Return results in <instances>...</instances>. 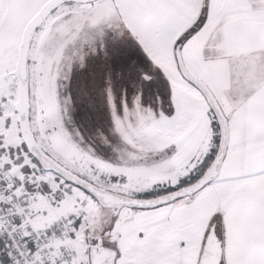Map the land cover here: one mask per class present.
Here are the masks:
<instances>
[{
	"label": "snow or ice",
	"instance_id": "snow-or-ice-1",
	"mask_svg": "<svg viewBox=\"0 0 264 264\" xmlns=\"http://www.w3.org/2000/svg\"><path fill=\"white\" fill-rule=\"evenodd\" d=\"M72 2L73 0H0V15L4 14L10 4L13 7L19 6L27 11V15L23 16L21 27L27 24L32 32L36 33L51 16L61 12L64 13L65 19L71 16ZM82 2L88 5L95 4V0H82ZM242 3L247 6L241 7ZM130 7L144 14V22L140 28L138 30L129 28L128 34L119 38L109 33L102 42L97 41L94 51H90L89 54L103 49L107 55L106 45L109 40L113 43L134 41L144 50L153 64L166 75L172 89V106L167 110L156 111L150 106L145 107L141 103L140 95H137L133 106L129 107L127 102H124L121 113L111 85L109 84L104 91H106L114 121L112 131L118 134L121 142L127 143V131L131 127L138 130L143 127L141 120L144 116L155 118L154 121H145L146 124L154 123L175 129L174 134L168 138L170 143L159 151L149 153L153 162L173 161L176 165L175 172L169 177L156 179L151 187L128 189L131 174L127 168L113 166L111 162L105 164L104 161L109 160L97 155L95 149L87 144L84 138L80 140L86 151L95 157V163L92 164L94 174L99 172V179L112 185L108 190L116 192L127 189L131 192L128 201L119 205L111 220L99 230V234L87 237L86 234L91 230L87 226L89 200L100 203L102 212L108 207L101 203L97 195L95 190L98 187L97 181L84 174H78L81 180H77L66 176L58 168L45 167V161L38 151H34L29 146L27 140H22L18 145L8 144L5 142L3 133H0V235L5 237L3 245L0 246V264H158L157 261L146 262L143 258L131 261L125 259L126 250L121 243L123 233L118 230L123 209L130 208L137 213L146 212L169 205L175 206L185 197L189 198L187 203L192 205L201 194L214 195L216 190L210 186L218 184L227 185L224 191L231 194V199L228 200L222 212H216L208 221L196 264H202L206 255L205 246L209 235L213 233L222 249L215 264H264V158L259 162L241 165L239 169H234L230 176H220V169L225 162L236 159L235 149L264 153V94L252 99L249 107L239 118L245 122L240 125L233 120L232 114L225 112L219 101L213 102L210 98L209 84L212 72L209 62L216 54L217 43L209 30L212 29L217 17H222L220 23L225 26V38L228 42L256 45L253 53H259L261 63H264V24L255 25L248 17L240 16L241 13H251L257 8L264 7V0H196L191 13L185 10L183 0H131ZM41 9L43 11L40 12V16L33 19L34 14ZM234 16L239 18L233 19ZM153 32L160 33L164 38L163 47L170 49L171 61L184 86L192 92L193 96L203 97L206 106L199 105L198 110H189L185 106L183 94L178 91L175 78L167 74V69L159 64L152 53ZM86 58L80 66L85 64ZM145 79H151V76L145 73ZM70 81L71 75L65 81L63 94L67 97L72 109L74 97L69 89ZM8 99L7 96H0V101ZM201 111L203 115H200ZM3 114L4 107L0 104V116ZM205 120L207 128L211 130L207 147L204 146L203 140L199 139ZM11 123L12 117L8 116L5 127ZM67 126L73 133L78 130L73 119ZM238 126L241 127V136L236 139L233 136V128ZM80 136H82L81 133ZM101 136L104 143H109L107 136L103 133ZM249 145H255V147L248 149ZM213 148L216 149V154L206 171L194 182L185 184L182 178L197 169ZM97 165L107 167L109 171H100ZM214 170L215 175L212 174ZM46 172L54 174V183H49L46 178L41 179ZM37 183L46 185L49 192L61 193L62 197L69 200L75 199L80 205L76 212L64 219L66 222L71 220L67 236L75 239L81 231L85 233L87 248L83 255H79L75 248L68 249L65 243H61L63 236L59 239L52 237L51 234L44 239L35 237L39 229L26 220L27 209L20 208L18 205L20 202L24 204L29 202L25 197L31 195ZM159 184L173 186V189L154 198L145 199L138 195ZM76 189H79L83 195L78 194ZM161 196L165 198L161 199ZM53 203L59 206L58 200H54ZM187 210L194 211V207ZM180 214L174 207L169 208L163 220L165 229L171 236L172 246L182 251L187 248L189 241L186 238L187 234L181 230ZM150 229L151 225H146L133 228L132 231L136 234L138 241L149 246L154 240ZM30 242L33 244L32 247L29 246ZM229 243L233 250L238 252L255 245L259 248L262 258L234 260L224 250ZM103 250H107L104 253V259L97 261L96 254L102 253ZM167 264H185V262L182 258H174Z\"/></svg>",
	"mask_w": 264,
	"mask_h": 264
},
{
	"label": "rangeland",
	"instance_id": "rangeland-1",
	"mask_svg": "<svg viewBox=\"0 0 264 264\" xmlns=\"http://www.w3.org/2000/svg\"><path fill=\"white\" fill-rule=\"evenodd\" d=\"M70 10L72 15L66 19L63 12L49 17L40 31L36 32L32 42L30 98L31 125L35 135L49 154L73 171L97 181L100 186L107 189L112 187L99 179V172L94 174L92 164L95 163V157L81 145L80 140L83 138L95 149L97 155L109 160L104 161L105 164L111 162L113 166L127 168L131 174L128 189L151 187L156 179L169 177L176 170V166L170 161L153 162L149 156L150 152L157 151L153 143L154 136L167 132V129L163 131L161 125H154L151 128V124L144 122L153 121L155 118L144 116L141 120L143 127L140 130L131 127L127 131V143L121 142L118 134L112 131L114 121L104 89L111 85L121 113L124 102L126 101L129 107L133 106L137 95H140L141 103L145 107L150 106L160 111L172 106L171 84L134 41L113 43L109 40L106 45L107 55L103 49L89 54L90 51H94L97 41L102 42L109 33L117 38L128 34V28L121 16L116 10L108 7L107 0H96L94 5L72 3ZM25 15H27L25 9L13 7L11 4L5 9L4 14L0 15V96L9 98L7 101H0L4 107V114L0 116V132L3 133L6 143L13 145H18L22 141L18 113L14 109L18 97V82L13 70L16 67L19 45L26 26L25 24L21 27ZM85 58V64L80 66ZM145 73L151 76V79H145ZM70 75L69 89L74 97L72 109L63 94L65 81ZM8 116L12 117V123L5 127ZM72 119L79 130L75 133L67 126ZM101 133L108 137L109 143H104ZM210 138L211 135L209 140ZM235 153L236 159L226 161L223 166L224 170L230 168L229 173H233V170L237 169L236 166L241 163L249 164L261 160L255 158L247 162L245 159L247 154L240 148L235 149ZM204 162L205 159L202 163ZM202 163L188 176L183 177V182L192 173L199 174ZM97 167L100 171H109L107 167L100 165ZM44 178L49 183L55 182L54 174L51 172L43 173L41 179ZM170 189H173V186L159 184L138 195L153 197ZM75 191L83 195L79 189ZM117 192L131 196L127 189H120ZM30 198L33 215L36 211L41 212L42 206L49 210L46 212L50 216H56L55 222L59 216L69 217L80 208L75 199L69 200L62 197L61 193L49 192L48 187L41 183L35 185ZM54 200L59 201L58 207L53 203ZM89 204L87 226L91 230L86 235L94 237L116 211L102 212L101 205L96 201L89 200ZM167 208L168 206L140 213L129 208L123 209V213L130 212L131 215L130 219L122 216V221L118 224V230L123 233L121 243L126 250V260L143 258L146 262L157 261L158 264H167L169 260L176 258L175 250L170 244L171 236L165 229L163 215L155 222L144 219ZM34 216L37 218V215ZM146 225H151L150 231L155 236V244L144 247L132 229ZM67 230H60L56 239L63 236L64 239L61 241L70 247L77 250L82 245L85 250L87 248L85 233L81 231L72 239L67 236Z\"/></svg>",
	"mask_w": 264,
	"mask_h": 264
},
{
	"label": "crops",
	"instance_id": "crops-1",
	"mask_svg": "<svg viewBox=\"0 0 264 264\" xmlns=\"http://www.w3.org/2000/svg\"><path fill=\"white\" fill-rule=\"evenodd\" d=\"M183 2L185 4V10L191 13L196 0H183ZM107 4L110 9L116 10L119 13L121 19L128 29L133 28L134 30H138L143 24L144 14L138 10H133L130 7L131 0H107ZM246 6L247 5L244 3L241 4V7ZM240 16L248 17L255 25L264 24V7L257 8L251 13H241ZM238 18V16L233 17V19ZM221 19L222 17H217L212 29L209 30L212 33L213 39L217 41L216 54L209 62L212 66L209 84L218 101L223 105L225 112L232 114L233 120L238 124L243 125L245 122L239 120V118L245 112V109L249 107L254 97L264 94V63H261V57L259 53H253V49L256 47V45H250L244 42H228L226 40L225 26L220 23ZM163 39L164 38L160 33L153 32L151 37L152 53L156 56L159 64L167 69V74H169L170 77L175 78L176 87L178 91L183 94L182 99L185 106L189 110H198L199 105L206 106V101H204L203 97L193 96L192 92L188 90L184 86L183 82L179 79L178 73H176L175 65L171 61L170 49H165L163 47ZM163 75L166 77L164 73ZM233 109H235V112H233ZM200 115H203L202 111L200 112ZM154 125L155 124L153 123L150 125V127L152 128ZM161 126L163 131L167 129V132L164 131L163 134L154 136L153 143L156 145L157 151L164 148L168 143L171 142L168 138L175 132L174 128L169 130L168 128L171 127L164 125ZM210 135V129L207 128L205 120V122L202 124L199 137L200 140H203L205 147L208 146ZM233 136L236 139L240 138L241 127L238 126L233 128ZM197 142H199V140ZM253 147H255V145L248 146V148L251 149ZM245 153L247 154L245 156L247 162L252 161L255 158H264V153L262 152L245 151ZM168 161L175 165L173 161ZM241 165L248 164L241 163L236 166L237 169H239ZM224 169L225 168L222 167L220 170L221 177H227L233 174L229 173L230 168L226 170ZM210 187L215 188L216 191L214 195L204 196L201 194L200 197L193 201L192 205L187 203L189 198L185 197L184 200L178 201L175 206L169 205L165 211L144 218L150 220L151 222H155V220H157L160 216L163 215V217H165L168 214L169 208L173 207L181 213L179 216V224L181 230L187 234L186 238L189 241L188 246L185 250L179 251L172 246V243L170 244L175 250L176 258H182L185 264H196V261L200 256L201 242L205 229L208 226V221L216 212H222L226 208L228 200L231 199V194L224 191V189L227 187L226 184H218ZM27 200L29 201L28 204L31 209L33 204L30 196L27 197ZM193 207L194 211L187 210ZM41 209V212L36 211L34 214L37 215V218L31 212L36 224L40 227H47L51 224H54L56 221V216H50L48 212H46L49 210L43 208L42 206ZM113 210L114 209L107 208L104 211ZM30 211H32V209ZM47 215H49V217ZM122 216L131 217L130 212H122ZM154 240L152 244H150L151 246L155 244ZM224 250L227 251L234 260H259L262 258L259 248L255 245L246 247L244 250L238 252L233 250L231 243H229L228 247ZM76 251L79 255H83L84 249L82 245L79 246Z\"/></svg>",
	"mask_w": 264,
	"mask_h": 264
},
{
	"label": "water",
	"instance_id": "water-1",
	"mask_svg": "<svg viewBox=\"0 0 264 264\" xmlns=\"http://www.w3.org/2000/svg\"><path fill=\"white\" fill-rule=\"evenodd\" d=\"M72 3L84 4L82 0H73ZM41 11H43V9L38 11L33 16V19H35L37 16H40ZM35 34L36 33L32 32L29 25L26 24L23 30L21 42L19 45L16 67L13 70V74L16 77L17 82H18V97H17L16 102L14 103V108L17 111L18 116H19V127H20L21 137H22V140L28 141L29 146L34 151L39 152L42 159L45 161V167L58 168L60 171L64 172L66 176H70L74 179L81 180V176L78 175L79 173L73 171L72 169L62 164L60 161H58L55 157H53L51 154H49L44 149V147L38 141L35 135V132L32 128V125H31L30 50H31V46H32V42H33ZM210 98L213 100V102L218 101L217 97L215 96L212 90H211ZM206 169L204 171H206ZM212 174L215 175V170L212 172ZM82 182L87 183V181H82ZM95 190L97 192V195L101 199V203L107 205L108 206L107 208L114 209L115 211H117V209L119 208V205L127 202L128 199L131 197L130 195H127L124 193L120 194L121 192L109 191L107 188L100 186V185H98V187ZM165 193H162L159 195H163ZM176 194H179V193H176ZM159 195H156L153 197H140V198H145V199L154 198ZM160 198L164 199L165 197L161 196ZM205 247H206V255L203 258L202 264H215L222 249L220 247V242L215 237L214 233L209 235L208 243ZM106 251L107 250H103L102 253L96 254L97 261H102L104 259V253H106Z\"/></svg>",
	"mask_w": 264,
	"mask_h": 264
},
{
	"label": "built area",
	"instance_id": "built-area-1",
	"mask_svg": "<svg viewBox=\"0 0 264 264\" xmlns=\"http://www.w3.org/2000/svg\"><path fill=\"white\" fill-rule=\"evenodd\" d=\"M25 199L27 200V197H25ZM20 208H24L27 209V213H26V220L28 222H31L34 226H36L39 231H37L35 233V237L37 239H44L46 236H49V234H51L52 237L54 238H58L59 237V231L60 230H66L68 229V227L71 224V220H68L67 222L65 221V217H68L67 215H61L58 217L57 222H55L54 224H51L47 227H40L36 224L34 217L31 215V209L29 204H24L22 202L19 203L18 205ZM4 239L5 237L3 235H0V246L3 245L4 243ZM61 243H65L64 241H60ZM67 245V243H65ZM29 246L32 247L33 244L32 242L29 243ZM68 249H72V247H70L69 245H67Z\"/></svg>",
	"mask_w": 264,
	"mask_h": 264
},
{
	"label": "trees",
	"instance_id": "trees-1",
	"mask_svg": "<svg viewBox=\"0 0 264 264\" xmlns=\"http://www.w3.org/2000/svg\"><path fill=\"white\" fill-rule=\"evenodd\" d=\"M215 154H216V149L213 148L212 151L210 152L209 156L205 158V162L202 163V165L200 166L201 172L197 175L195 174V172L192 173V175H190V177L184 183L185 184L190 183V182L194 181L196 178H198L203 173V171L207 168V166L210 164V162L214 158ZM165 192L166 191H164L162 193H165ZM162 193L160 192V194H162Z\"/></svg>",
	"mask_w": 264,
	"mask_h": 264
}]
</instances>
